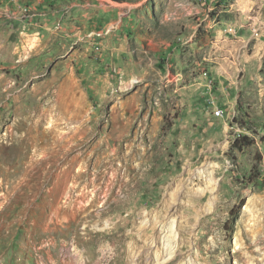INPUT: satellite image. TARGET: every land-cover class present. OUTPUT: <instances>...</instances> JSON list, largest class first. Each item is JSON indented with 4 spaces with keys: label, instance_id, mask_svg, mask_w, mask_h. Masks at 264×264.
Listing matches in <instances>:
<instances>
[{
    "label": "rangeland",
    "instance_id": "rangeland-1",
    "mask_svg": "<svg viewBox=\"0 0 264 264\" xmlns=\"http://www.w3.org/2000/svg\"><path fill=\"white\" fill-rule=\"evenodd\" d=\"M29 5L0 12V264H174L170 218L177 260L257 264L264 0Z\"/></svg>",
    "mask_w": 264,
    "mask_h": 264
},
{
    "label": "bare ground",
    "instance_id": "bare-ground-1",
    "mask_svg": "<svg viewBox=\"0 0 264 264\" xmlns=\"http://www.w3.org/2000/svg\"><path fill=\"white\" fill-rule=\"evenodd\" d=\"M202 175V173H200ZM212 180V177L210 174H208V183H210ZM211 207V202L207 203V208ZM162 234L161 242L162 246L164 247L165 250V258L164 261L166 262H171L174 264H195L192 259L188 260V262H185L183 260H177L175 256V251L176 248L179 246V237L177 235L176 228L174 227V219L170 218L167 223H161L159 225ZM252 245V244H251ZM241 251V250H240ZM261 255V259L254 258L253 253L255 251H250L251 254H248V252L244 251L241 253V255L244 256V259H256L257 264H264V248L260 247L258 250ZM77 258V257H76ZM160 255L157 251H154V259L156 261L160 260ZM75 260V259H74ZM78 262V261H77Z\"/></svg>",
    "mask_w": 264,
    "mask_h": 264
},
{
    "label": "crops",
    "instance_id": "crops-1",
    "mask_svg": "<svg viewBox=\"0 0 264 264\" xmlns=\"http://www.w3.org/2000/svg\"><path fill=\"white\" fill-rule=\"evenodd\" d=\"M25 4H28V5L25 6ZM23 6L25 9H26V7L29 8V6H30L29 0H19L17 2H13L11 0H0V12L2 14L9 15L12 18L18 17L19 11L21 8H23ZM6 18H8V16ZM114 49L117 50V48H114ZM157 51H159L158 54H162L163 49L159 48ZM168 54H170V52H168L166 55H168ZM174 54L175 53H171L170 55L173 56ZM175 73H177V72H175ZM207 75H208V72L203 71V72H201L200 75L197 76L198 83L200 84V85H197L198 89H200V90L205 89L206 86H205V84H203V82L206 79V77H203V76H207Z\"/></svg>",
    "mask_w": 264,
    "mask_h": 264
},
{
    "label": "trees",
    "instance_id": "trees-1",
    "mask_svg": "<svg viewBox=\"0 0 264 264\" xmlns=\"http://www.w3.org/2000/svg\"><path fill=\"white\" fill-rule=\"evenodd\" d=\"M113 2H117V3H121V2H125V1H132V0H111ZM253 143V140L246 136H237L231 144V148L233 149H237V150H241L243 147L251 145Z\"/></svg>",
    "mask_w": 264,
    "mask_h": 264
},
{
    "label": "built area",
    "instance_id": "built-area-1",
    "mask_svg": "<svg viewBox=\"0 0 264 264\" xmlns=\"http://www.w3.org/2000/svg\"><path fill=\"white\" fill-rule=\"evenodd\" d=\"M11 1H13V2H17L18 0H11ZM214 113H215L216 115H220L221 111H220V110H216Z\"/></svg>",
    "mask_w": 264,
    "mask_h": 264
}]
</instances>
